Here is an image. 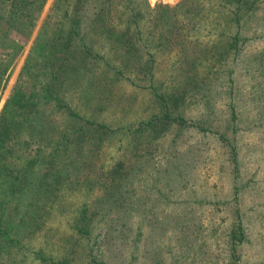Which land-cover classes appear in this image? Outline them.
<instances>
[{"label":"rangeland","instance_id":"rangeland-1","mask_svg":"<svg viewBox=\"0 0 264 264\" xmlns=\"http://www.w3.org/2000/svg\"><path fill=\"white\" fill-rule=\"evenodd\" d=\"M221 1L146 0V33L130 54L81 31L64 58L48 48L59 3L46 0L29 38L12 34L21 50L7 58L0 47V61L13 58L0 115L19 86L52 123L34 171L47 174L50 208L33 234L27 214L10 226L21 234L16 264H42L38 251L51 264H264V0H245L234 48ZM157 5L174 7L161 22L179 24L177 35L148 24Z\"/></svg>","mask_w":264,"mask_h":264},{"label":"trees","instance_id":"trees-1","mask_svg":"<svg viewBox=\"0 0 264 264\" xmlns=\"http://www.w3.org/2000/svg\"><path fill=\"white\" fill-rule=\"evenodd\" d=\"M45 1L0 0V9L5 13L4 17H0V28L3 29V32H0V47L6 50L7 58L12 52L16 55L22 48V43L20 44L12 37V34L16 33L21 37L22 41L28 39ZM120 1L122 4L118 7L121 3ZM57 3L59 4H56L54 13L50 16L47 25H45L50 31L47 42L50 43L48 48L53 47L56 51L54 55L57 53V55H61L64 58H69L71 49H73L71 41L73 38L78 37L81 31H86L83 40L88 37L89 33H97L107 38L111 37L117 42L114 50L130 54L135 45L134 41L137 39L136 41L140 42L142 40L141 37L146 33L145 27L140 22L143 16L151 10L146 0H57ZM248 3L251 5L250 8H252L253 3ZM141 5L144 6V10ZM247 5L245 0H222L219 6L218 15H226L230 18L226 21V24L235 25V36L229 37L231 42H233V48L238 44V36L241 30L240 19L243 10L248 7ZM154 11H156L157 15L151 17L148 24L151 23L153 24L151 25L152 27L159 29V37H163L167 33L174 35L179 33V24L175 26L174 32V27L170 26L172 24L165 26V23L162 26L163 23L161 22L167 20L163 14H174V7L157 5ZM51 18H53V21L50 24ZM6 41L8 44H1L2 42L7 43ZM78 48L87 51L88 54L91 53L89 50L92 49L84 41L81 42ZM45 57L51 62L56 60L51 55H46ZM12 59L9 57V61L6 63L5 60L4 63L0 61V92L8 69L13 63ZM121 64L126 65L123 62ZM48 69L50 68L48 67ZM50 74L51 71H48V76ZM52 88L49 87V90L46 91L47 95L51 94ZM24 93L21 87L16 86L0 115V191L7 190V197L4 199L0 197V264L17 263L16 258L19 254L16 247L21 242L20 237L17 235L21 234H16V231L12 232L10 226L19 223L25 225V216L27 214V220L31 222L29 233L33 234L36 228H41L46 209L50 208V198L52 196V186H49V180L45 178L47 174L38 177L34 175L37 165L35 157L40 158L43 150H50L51 142L48 141L51 140L49 131L52 123L46 124L41 121L44 111H40L39 105H36L38 98L35 99L36 101L32 98L27 100V95ZM22 101L27 104L26 109H23V105L19 106V104L23 103ZM72 119L77 123H81V127L85 125L86 127L107 129L106 126L85 120L75 113H72ZM233 120L235 121L234 116ZM10 121H12V125ZM179 121L183 120L179 118ZM9 126L11 129L8 128ZM63 136L66 140L68 139L65 130ZM62 141L55 142L54 153L60 149L63 144ZM42 177L44 179L40 181ZM11 195L18 200L13 201L10 198ZM25 202L28 207H38V210L31 213L23 205ZM13 204L16 205L13 206ZM78 233L81 236L82 233H88V231L79 229ZM12 243L13 245L8 247ZM35 254L39 255L40 263H53L52 256L46 255L41 251ZM66 259H64L65 261L62 264H72V258Z\"/></svg>","mask_w":264,"mask_h":264}]
</instances>
